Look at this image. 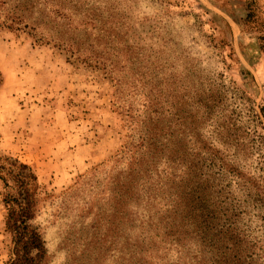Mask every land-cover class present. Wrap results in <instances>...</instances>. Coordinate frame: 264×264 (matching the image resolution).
<instances>
[{"label": "trees", "instance_id": "trees-1", "mask_svg": "<svg viewBox=\"0 0 264 264\" xmlns=\"http://www.w3.org/2000/svg\"><path fill=\"white\" fill-rule=\"evenodd\" d=\"M71 3L0 0V30L52 43L67 64L107 84L120 145L78 185H98L94 173L103 172L95 195L107 193L111 223L126 235L124 263L264 264V95L255 105L222 75L198 88L124 76L119 59L98 53L99 36L89 39L94 20ZM42 199L32 166L0 153L3 264H47L33 223ZM252 218L258 234L246 224Z\"/></svg>", "mask_w": 264, "mask_h": 264}, {"label": "rangeland", "instance_id": "rangeland-1", "mask_svg": "<svg viewBox=\"0 0 264 264\" xmlns=\"http://www.w3.org/2000/svg\"><path fill=\"white\" fill-rule=\"evenodd\" d=\"M71 2L78 16L94 20L89 39L99 36L98 53L119 59L124 76L152 75L173 87L198 88L222 75L255 105L264 95V0ZM66 57L52 43L0 30V153L34 170L43 199L33 223L47 264H125L126 235L117 220L111 223L107 193L95 195L103 172L94 173L98 185H78L120 145L109 90ZM253 159L245 161L252 170ZM246 224L259 233L253 218ZM7 247L0 224V264Z\"/></svg>", "mask_w": 264, "mask_h": 264}]
</instances>
